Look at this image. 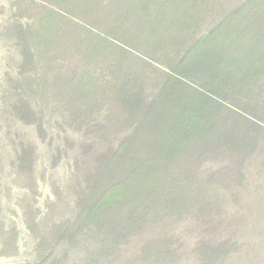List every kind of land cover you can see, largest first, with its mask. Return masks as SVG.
I'll list each match as a JSON object with an SVG mask.
<instances>
[{"label": "rangeland", "instance_id": "obj_1", "mask_svg": "<svg viewBox=\"0 0 264 264\" xmlns=\"http://www.w3.org/2000/svg\"><path fill=\"white\" fill-rule=\"evenodd\" d=\"M0 264H264V0H0Z\"/></svg>", "mask_w": 264, "mask_h": 264}]
</instances>
